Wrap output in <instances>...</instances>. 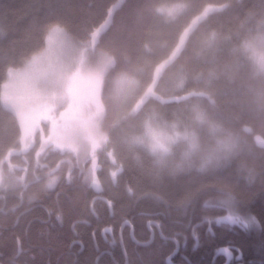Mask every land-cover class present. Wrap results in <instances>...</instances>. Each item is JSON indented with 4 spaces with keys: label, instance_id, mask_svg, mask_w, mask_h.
Returning <instances> with one entry per match:
<instances>
[{
    "label": "trees",
    "instance_id": "1",
    "mask_svg": "<svg viewBox=\"0 0 264 264\" xmlns=\"http://www.w3.org/2000/svg\"><path fill=\"white\" fill-rule=\"evenodd\" d=\"M53 26L80 43L96 40L113 58L102 87L108 141L96 169L107 200L93 204L83 174L54 191L39 182L20 201L9 179V152L20 147L23 128L3 105L2 85L10 69L45 48ZM263 39L264 0H0V164L8 175L0 262L107 264L93 237L100 243L104 226L130 219L136 239L126 225L127 264H169L177 241L184 264H223L214 258L219 246L245 264H264V145L256 138H264V69L256 57ZM150 125L174 135L162 159L149 148ZM38 147L39 135L27 155ZM71 156L49 148L42 157L52 164ZM242 205L259 224L214 222ZM149 219L166 240L156 232L148 242ZM114 258L108 264H126L121 249Z\"/></svg>",
    "mask_w": 264,
    "mask_h": 264
},
{
    "label": "rangeland",
    "instance_id": "2",
    "mask_svg": "<svg viewBox=\"0 0 264 264\" xmlns=\"http://www.w3.org/2000/svg\"><path fill=\"white\" fill-rule=\"evenodd\" d=\"M105 27L103 24L101 29ZM95 42L80 43L62 27L53 26L47 34L45 48L23 66L10 69L1 89L3 105L18 116L24 130L19 149H28L39 135L41 153L49 148L71 152L82 167L91 159L92 163L85 168L88 182L96 180L97 157L108 141V134L102 129V87L104 75L113 64L112 56L98 49ZM256 57L258 68L264 69V39L258 44ZM121 78L127 76L119 77L118 81ZM147 97L148 92L142 100ZM155 129L156 125H150L153 137L149 148L162 159L174 135ZM256 138L264 145L263 137ZM130 141L140 143L142 139ZM13 152L11 149L9 153ZM3 176L0 164V189Z\"/></svg>",
    "mask_w": 264,
    "mask_h": 264
},
{
    "label": "flooded vegetation",
    "instance_id": "3",
    "mask_svg": "<svg viewBox=\"0 0 264 264\" xmlns=\"http://www.w3.org/2000/svg\"><path fill=\"white\" fill-rule=\"evenodd\" d=\"M31 146L26 150L23 149L21 150L19 149L20 147L13 148L14 152L9 153L10 155L14 156V161L8 165V168H9V179L13 183V192L15 194L16 201L22 200L24 198L25 192L27 191L29 192V190L33 189L34 185L39 182H41V184L43 182L45 185L44 187L46 189L50 191H54L58 189V186L61 183H70L74 179L78 181L82 177V174L84 175L85 178V168H87V166L82 167L78 163V159L73 153H71L72 156L69 158H62V157L55 158L53 160V163L50 164L46 162L45 157H42L49 154V149L44 153L39 152L38 149L34 150L33 156L31 157V155H27V153L29 154L31 151ZM61 152H67V151H61ZM6 161H11V159L7 157ZM1 166L4 173L1 183H4L8 178V175L5 173L4 170L6 169L7 171V167H5V165L3 164H1ZM95 179L96 180H94V182L92 181L88 182L85 179V181L88 183L87 186L92 187L96 193L95 196L92 198L93 201L92 204L96 200H107V197L101 194L103 192V188H102L103 185L98 181L96 173H95ZM99 186L101 187V190H99ZM0 190H2V188ZM115 221H116L115 224L117 223V232L115 230V224L111 222L101 229L100 243H98V239L96 236L93 237V239L96 245V249L101 250L100 256H103L105 258L104 262L108 264L109 263L108 259L115 260L114 256H116V254L119 252V249H121L127 264L128 254H127L126 241H125V237H126L125 228L126 225L129 226V230H128L129 236L133 241H135L136 239L134 232L135 226L132 220L130 219H125L119 222L117 220ZM125 221H127L128 223H125ZM152 223L156 225L157 231H155V229L152 228ZM147 225L151 231L150 232V239L152 238L151 242L155 240L156 232L159 233L160 237L166 240L167 237L163 234L160 223L156 222L155 220L149 219L147 220ZM104 229H109V231L106 232ZM92 234H95V230H93ZM165 240H163V242ZM177 247L178 249H176ZM175 249L173 250L172 253L167 255L168 263H169V258H171V264H184L182 259H180V257L181 258L183 257L180 244H176ZM219 249H221V246ZM178 253L180 255H177ZM218 254L223 256L225 259L224 254H220V253ZM229 257H230V261L228 264L231 263L245 264L240 261L241 255L240 254L238 255L237 252H235L232 248H231V256ZM1 262L0 264H2ZM116 264H118V262Z\"/></svg>",
    "mask_w": 264,
    "mask_h": 264
},
{
    "label": "snow or ice",
    "instance_id": "4",
    "mask_svg": "<svg viewBox=\"0 0 264 264\" xmlns=\"http://www.w3.org/2000/svg\"><path fill=\"white\" fill-rule=\"evenodd\" d=\"M222 213H227L226 215H220L215 219V223L219 224V223H223V222H228L232 225H239L243 228H249L253 223L255 224H259L260 222L256 219L255 216H249L248 214V209L242 205L240 206L238 209H236L235 211H231V210H227L224 211ZM125 223H128L127 221H125ZM209 225H211L213 223V221L209 220L208 221ZM199 227V225H194L193 226V234L195 235L197 228ZM211 230V228L209 229ZM105 231H109V229H105ZM196 239L198 240L199 237L197 236ZM177 244H179V242L177 241ZM218 252H222L228 256H231V248L230 247H223L221 249L217 250ZM169 264H171V258H169Z\"/></svg>",
    "mask_w": 264,
    "mask_h": 264
},
{
    "label": "water",
    "instance_id": "5",
    "mask_svg": "<svg viewBox=\"0 0 264 264\" xmlns=\"http://www.w3.org/2000/svg\"><path fill=\"white\" fill-rule=\"evenodd\" d=\"M99 190H101V187H100V186H99ZM104 230H105V229H104ZM196 237H197V236H195V239H196ZM151 240H152V238H151L150 241H148V242H151ZM198 241H199V240L196 239V247H197V245H198ZM148 242H147V243H148ZM219 253H220V254H224V253H222V252H219ZM224 255L226 256V261L224 262V264H228V263H229V260H230V257H229L228 255H226V254H224Z\"/></svg>",
    "mask_w": 264,
    "mask_h": 264
},
{
    "label": "bare ground",
    "instance_id": "6",
    "mask_svg": "<svg viewBox=\"0 0 264 264\" xmlns=\"http://www.w3.org/2000/svg\"><path fill=\"white\" fill-rule=\"evenodd\" d=\"M104 104H105V103H104ZM30 159H31V157H30ZM62 170H63V169H62ZM36 200H37V199H36ZM201 224H202V222H198L196 225H199V226H200ZM198 228H199V227H198ZM198 230H199V229H198ZM134 232H135V231H134ZM185 232H186V231H185ZM196 233L198 234V231H197ZM132 245H133V244H132ZM219 247H220V246H219ZM219 247L217 248V250L219 249ZM176 249H178V247H177ZM176 249H175V250H176ZM217 250H216V251H217ZM172 252H173V251H172ZM172 252H171V253H172ZM177 252H179V251H177ZM128 256H130V255H128ZM129 262H130V261H129ZM184 263H185V262H184Z\"/></svg>",
    "mask_w": 264,
    "mask_h": 264
}]
</instances>
